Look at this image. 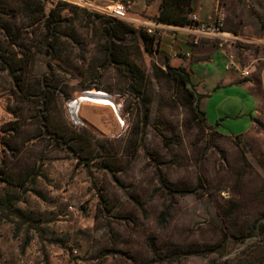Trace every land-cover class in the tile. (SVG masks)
<instances>
[{
	"label": "rangeland",
	"instance_id": "1",
	"mask_svg": "<svg viewBox=\"0 0 264 264\" xmlns=\"http://www.w3.org/2000/svg\"><path fill=\"white\" fill-rule=\"evenodd\" d=\"M83 1L0 0V199L27 200L7 184L24 178L32 194L35 177L76 184L35 196L91 211L80 264H264V97L248 130L237 134L247 118L216 129L147 48L144 32L174 26L157 18L186 22L193 0L191 11L160 0L148 20L165 26L152 32L134 13L159 0ZM195 1L200 14L222 9L224 26L264 32V0ZM117 3L130 21L105 12ZM252 44L236 43L240 55ZM94 92L116 113L86 102L78 122L70 102Z\"/></svg>",
	"mask_w": 264,
	"mask_h": 264
},
{
	"label": "crops",
	"instance_id": "2",
	"mask_svg": "<svg viewBox=\"0 0 264 264\" xmlns=\"http://www.w3.org/2000/svg\"><path fill=\"white\" fill-rule=\"evenodd\" d=\"M138 4L139 8L134 14L148 18L159 15L160 0L151 5ZM193 6L201 20L210 21V14H200L199 9H195V0ZM226 25L224 30L227 32L251 33L254 38L252 45L255 47L249 48L245 55H240L236 43L204 38L194 44L193 37L179 30V26H165L158 30L154 34V47L156 55L162 60L173 67L185 68L190 74L197 92L204 95L200 100V108L210 125L221 130L219 127L225 123L239 120L243 126L244 119H248L237 133L240 134L252 126L261 96L264 97V32L257 31L254 34L243 26L235 30L228 20ZM186 52L190 55H184ZM243 69L249 71L247 76L243 75ZM255 79L259 80L257 87L254 85ZM3 99L1 96L0 106ZM19 118L15 116L17 121ZM219 119L220 124H215ZM48 178L53 177H35L39 183L34 187V194L30 190L32 187H25L29 181L27 178L22 179L20 184L13 181L7 183L11 193L17 192L19 196V190H25L28 199L25 200L24 196L0 199V264H80L81 261L76 257L80 255V246L87 243L84 230L92 227V213L76 206L59 208L57 201L51 207L39 205L43 198L35 195H40L45 189L58 195L69 194L76 188L74 184L70 190L71 186L66 187L57 179ZM76 178L73 181H77ZM50 181L52 184H48ZM5 183L0 180V189ZM30 198L38 205L31 204Z\"/></svg>",
	"mask_w": 264,
	"mask_h": 264
},
{
	"label": "built area",
	"instance_id": "3",
	"mask_svg": "<svg viewBox=\"0 0 264 264\" xmlns=\"http://www.w3.org/2000/svg\"><path fill=\"white\" fill-rule=\"evenodd\" d=\"M71 3L75 5L85 6L83 0H69ZM112 15L113 17H116L117 19L130 21L131 18L129 17V13L126 9V7L121 4L117 3L107 8V11H105ZM134 20V19H132ZM139 22L140 25L145 26V30L148 32H152L153 29L161 28V26H165L162 24H158L152 20L147 19H135ZM190 20L192 21L191 24H188L186 26H179V30L186 31L189 35L193 37V43L198 44L202 39L204 38H214L219 39L221 42L225 43H239V42H247V43H253L254 39L248 38L245 36H242L237 33H231L224 30V21H225V13L222 9H217L215 11V14L211 16L210 21L205 22L199 18V16L196 13H193L190 16ZM152 35L158 30L153 31ZM184 55L189 56L190 53L186 52ZM243 75L247 76L249 74L248 70L243 69L242 70ZM118 121L119 116L117 115Z\"/></svg>",
	"mask_w": 264,
	"mask_h": 264
},
{
	"label": "trees",
	"instance_id": "4",
	"mask_svg": "<svg viewBox=\"0 0 264 264\" xmlns=\"http://www.w3.org/2000/svg\"><path fill=\"white\" fill-rule=\"evenodd\" d=\"M172 1H176L178 3H183L184 5L187 6L188 10H190V11L192 10V6H191L192 0H172ZM163 18H165V17H163V15H160V17L157 18V21H160V22L168 24V25H174V26H186V25L192 23L190 18L186 22H177V21H173V20L172 21H169V20L166 21ZM143 39L146 42L147 48L149 45L154 46L155 36L149 35V34L144 32L143 33ZM150 50H152L154 52L156 51L155 47H154V49H150ZM165 62H166V64L168 63L167 61H165ZM168 72L173 78H175L179 82L186 84L188 86V89L190 90V93L194 99V108H195L196 112H199L200 114H202L203 117L206 119L204 111H202L200 108V100L204 95L198 93L196 89H191V85L193 84V82L191 80L190 74L186 71V69L182 68V67L168 66ZM18 85H19V83H18Z\"/></svg>",
	"mask_w": 264,
	"mask_h": 264
},
{
	"label": "bare ground",
	"instance_id": "5",
	"mask_svg": "<svg viewBox=\"0 0 264 264\" xmlns=\"http://www.w3.org/2000/svg\"><path fill=\"white\" fill-rule=\"evenodd\" d=\"M81 100V99H80ZM72 100L70 102V107L72 109V112H73V115H74V118L78 121V122H82L81 121V116L83 114L82 110L85 109L83 108V105L84 103L86 102H91L92 104L93 103H101V104H104V105H109L112 110L116 113V110H115V105L113 103V101H111L109 98L105 97L104 95L102 94H97L94 92V94H89V95H83V98L82 100ZM80 101V102H79ZM95 105V104H93ZM101 106V105H100ZM103 106V105H102ZM104 107V106H103ZM97 108V107H96ZM89 110V109H87ZM98 110V108H97ZM100 110V109H99ZM90 112V111H89ZM98 114V113H97ZM96 114V115H97ZM112 115V114H111ZM87 116V115H86ZM91 116V114H89V116H87V118L89 119V117ZM106 117V115L104 116ZM90 118H93V117H90ZM94 119V118H93ZM113 119V117H112ZM92 120V119H91ZM115 120V119H113ZM94 121V120H93ZM92 121V123H93ZM87 122V121H86ZM89 122V120H88ZM91 124V123H90ZM109 130V129H108ZM104 131V130H103ZM110 132V131H109ZM108 134V133H107ZM103 135V134H102Z\"/></svg>",
	"mask_w": 264,
	"mask_h": 264
},
{
	"label": "water",
	"instance_id": "6",
	"mask_svg": "<svg viewBox=\"0 0 264 264\" xmlns=\"http://www.w3.org/2000/svg\"><path fill=\"white\" fill-rule=\"evenodd\" d=\"M169 66V65H168Z\"/></svg>",
	"mask_w": 264,
	"mask_h": 264
}]
</instances>
